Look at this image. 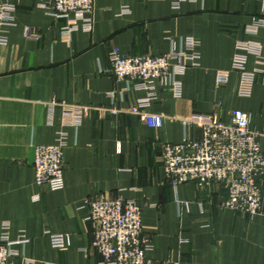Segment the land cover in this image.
<instances>
[{"label":"crops","instance_id":"obj_1","mask_svg":"<svg viewBox=\"0 0 264 264\" xmlns=\"http://www.w3.org/2000/svg\"><path fill=\"white\" fill-rule=\"evenodd\" d=\"M8 1L15 10L14 24L0 31V241L26 238L14 247L34 264H101L84 202L104 195L142 206L151 264H264V209L225 206L220 184L175 187L160 160L163 143L201 136V125L186 121L229 123L235 110L251 114L264 151V0H95L92 29L71 34L68 20L47 9L51 0ZM190 38L199 63L180 77L181 96L159 89L150 111L164 122L150 127L129 112L146 93L116 79L110 53L161 55ZM248 42L260 54L240 47ZM239 53L256 72L248 95L238 92ZM220 70L230 72L221 86ZM108 107L120 111L101 110ZM61 136L65 183L54 190L36 180L35 149ZM53 234L66 236L65 248Z\"/></svg>","mask_w":264,"mask_h":264},{"label":"built area","instance_id":"obj_2","mask_svg":"<svg viewBox=\"0 0 264 264\" xmlns=\"http://www.w3.org/2000/svg\"><path fill=\"white\" fill-rule=\"evenodd\" d=\"M179 1L182 0H176V3ZM46 7L55 17L68 20L64 33L93 27L95 0H51ZM14 10L11 2L0 0V31L14 24ZM26 33L36 36L29 30ZM5 40L4 36L0 37V43ZM195 46V41L190 38L185 49L145 56H134L119 47L114 48L110 53L109 70L117 80L127 82L129 90L146 93L129 108V112L150 127H161L164 114L151 112L150 108L158 99L160 88L168 87L176 96H181L180 77L199 63L200 54ZM240 47L260 54L258 44L248 42ZM245 64V54H237L234 68L241 72L240 95L250 94L256 78V72H248ZM259 72L264 74V69ZM229 74V70L218 72L220 86L227 82ZM101 110L111 114L120 111L116 107ZM251 117L249 112L235 110L229 123L216 116L186 121L188 125H201L203 132L197 138L186 136L180 142L162 144L160 160L167 180L175 187L192 182L199 190L207 192L220 184L227 191L225 206L250 215L261 213L264 209V151L261 133L252 128ZM64 145L65 138L61 136L56 143L36 146L34 168L39 184H48L54 190L64 187ZM84 207L86 220L93 230L92 246L101 256V264L152 263L148 255L152 245L144 234L142 206L136 200L100 195L86 199ZM27 241L26 238L12 241L7 233L4 234L0 241V264H34V259L27 258L14 247ZM67 242L65 235H52L55 247L65 248Z\"/></svg>","mask_w":264,"mask_h":264}]
</instances>
